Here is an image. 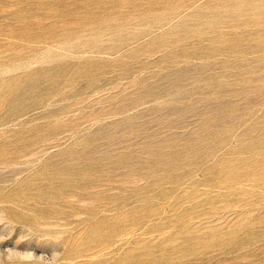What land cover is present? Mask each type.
<instances>
[{
  "label": "rangeland",
  "instance_id": "obj_1",
  "mask_svg": "<svg viewBox=\"0 0 264 264\" xmlns=\"http://www.w3.org/2000/svg\"><path fill=\"white\" fill-rule=\"evenodd\" d=\"M263 70L264 0H0V264H264Z\"/></svg>",
  "mask_w": 264,
  "mask_h": 264
},
{
  "label": "bare ground",
  "instance_id": "obj_2",
  "mask_svg": "<svg viewBox=\"0 0 264 264\" xmlns=\"http://www.w3.org/2000/svg\"><path fill=\"white\" fill-rule=\"evenodd\" d=\"M223 7V6H222ZM217 12V11H216ZM215 12V13H216ZM233 13V12H232ZM217 14V13H216ZM220 14V13H219ZM223 20V19H222ZM236 21H237V19H235ZM230 21V20H229ZM226 22V21H225ZM218 24H219V22H218ZM225 25H227V24H225ZM203 27V31L206 33V34H208V35H206L207 37H205V39H206V42H204V44H203V47H202V58L203 59H205L206 61H211L212 59L211 58H213V60H214V58H215V63H217L218 62V58H219V56L217 57V55L218 54H220L221 52H220V50H221V48H227L228 50H234L235 48H236V46H237V39H238V37L237 38H235L234 36L233 37H227V36H224V34H223V32H221V30H218V27L216 26V24H214V23H212V22H208V21H205V23H204V25L202 26ZM201 28V27H200ZM221 28V27H220ZM230 28V27H229ZM202 29V28H201ZM202 31V30H201ZM226 31V30H225ZM233 31V30H232ZM235 34V33H234ZM232 35V34H231ZM238 35V34H237ZM236 35V36H237ZM230 36V35H229ZM239 44V43H238ZM241 45V44H240ZM239 49V48H238ZM241 49V48H240ZM238 51H240V50H238ZM229 52H231V51H229ZM228 52V53H229ZM222 55V54H221ZM213 61V62H214ZM211 63V62H210ZM208 64V63H207ZM237 64V63H236ZM212 65V64H211ZM214 65H216V64H214ZM227 65H228V63H227ZM226 65V66H227ZM233 65V64H232ZM239 65V64H238ZM237 65V66H238ZM213 67V66H212ZM211 67V68H212ZM216 67V66H215ZM215 67H213V68H215ZM241 67V66H240ZM234 68H236V67H234ZM238 69V71H239V68H237ZM242 70V69H241ZM235 72H236V70H234ZM264 71V70H263ZM247 72V71H246ZM243 74V73H242ZM234 76H236V75H234ZM233 76V77H234ZM214 77V76H213ZM237 77V76H236ZM248 77H249V75H248ZM239 78H240V75H239ZM242 78V77H241ZM218 79V80H217ZM217 79H216V82L217 83H215L216 85H218V81H219V78L217 77ZM234 79H235V77H234ZM238 79V78H237ZM242 80V79H241ZM237 80H235L234 82H236ZM223 83V82H222ZM227 83V82H226ZM247 78H243V84L245 85L244 86V88H243V86H242V88L243 89H247ZM250 83V82H249ZM228 84H231V83H228ZM227 85V84H226ZM206 87L208 88L209 86H207L206 85ZM206 88V89H207ZM260 90H261V88H260ZM259 90V92H264V91H260ZM231 92H240V90L239 89H237V88H232L231 90H230ZM206 92H208V91H206ZM214 92H224V89H223V87H216V89H215V91ZM226 92H228V91H226ZM243 92H245V91H243ZM258 92V91H257Z\"/></svg>",
  "mask_w": 264,
  "mask_h": 264
}]
</instances>
